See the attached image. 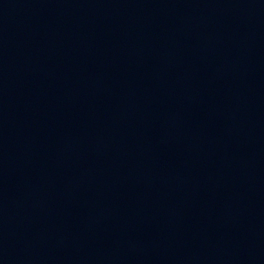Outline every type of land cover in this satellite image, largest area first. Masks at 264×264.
<instances>
[{"label": "water", "instance_id": "water-1", "mask_svg": "<svg viewBox=\"0 0 264 264\" xmlns=\"http://www.w3.org/2000/svg\"><path fill=\"white\" fill-rule=\"evenodd\" d=\"M0 264H264V0H0Z\"/></svg>", "mask_w": 264, "mask_h": 264}]
</instances>
